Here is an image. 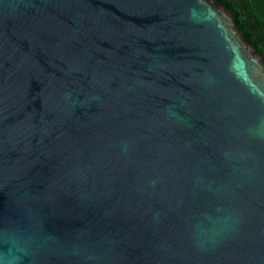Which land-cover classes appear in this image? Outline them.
<instances>
[{
    "label": "water",
    "instance_id": "water-1",
    "mask_svg": "<svg viewBox=\"0 0 264 264\" xmlns=\"http://www.w3.org/2000/svg\"><path fill=\"white\" fill-rule=\"evenodd\" d=\"M0 264H264V62L215 0H0Z\"/></svg>",
    "mask_w": 264,
    "mask_h": 264
},
{
    "label": "trees",
    "instance_id": "trees-1",
    "mask_svg": "<svg viewBox=\"0 0 264 264\" xmlns=\"http://www.w3.org/2000/svg\"><path fill=\"white\" fill-rule=\"evenodd\" d=\"M233 13L236 27L264 62V0H215Z\"/></svg>",
    "mask_w": 264,
    "mask_h": 264
}]
</instances>
